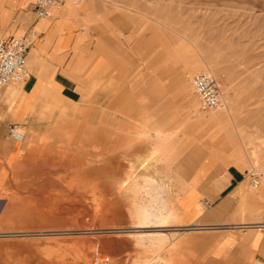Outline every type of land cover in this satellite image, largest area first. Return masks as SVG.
<instances>
[{
  "label": "rangeland",
  "instance_id": "374dc122",
  "mask_svg": "<svg viewBox=\"0 0 264 264\" xmlns=\"http://www.w3.org/2000/svg\"><path fill=\"white\" fill-rule=\"evenodd\" d=\"M72 8L89 33L81 68L100 71L89 95L109 82L115 100L108 109L99 103L92 117L89 109H68L51 133L25 144L0 195V264H93L99 258L113 264L112 248L124 250L121 264L146 262L137 259V250L158 231L137 227L133 205H169L158 197L161 191L172 202L188 189L185 158L210 157L239 169L246 175L243 192L263 209L264 0H81ZM127 65L138 67L133 72L143 83L156 79L152 83L171 91L163 94L162 107H170L171 116L162 125L149 127L137 102L122 109ZM202 70L218 84L223 106L216 111L202 109L192 92L191 78ZM107 117L114 118L112 125ZM122 124L126 140H95L107 129L123 135ZM114 145L127 148V157L109 159L105 153ZM152 148L164 155L151 171L137 165L136 172L155 177L156 189L120 192L117 183L129 177L132 159ZM250 172L259 175L256 188ZM136 183L143 185L142 176ZM256 230L264 233V227Z\"/></svg>",
  "mask_w": 264,
  "mask_h": 264
},
{
  "label": "crops",
  "instance_id": "0c3cea01",
  "mask_svg": "<svg viewBox=\"0 0 264 264\" xmlns=\"http://www.w3.org/2000/svg\"><path fill=\"white\" fill-rule=\"evenodd\" d=\"M72 6L67 0L52 9V17L36 19L33 1L0 0V39L23 35L30 29L37 33L27 55L26 81L0 88V180L3 181L0 195L25 144L51 133L64 120L68 109H89L92 117L99 103H106L107 109L113 107L111 83L106 82L103 89L89 95V84L100 71L81 68L85 54L89 53L84 40L89 33L83 28L85 22L80 11ZM137 68L130 65L122 68V109L126 110L128 104L130 110V103L137 102L138 112L151 119L147 122L149 127L162 125L163 119L171 116V108L162 107L163 94L171 91L161 83H152L156 79L143 83L141 75L133 72ZM12 125L19 127L23 141L16 142L10 137ZM104 131L103 137L95 140L102 138L109 143L112 138ZM150 154L153 162L145 168L149 171L164 151L152 148L145 158ZM10 155L14 157L9 163ZM184 160L181 165L189 188L179 191L172 202L168 200L169 193L161 191L158 197L169 205L152 207L153 212L165 216L162 223L137 226H156L153 228L158 231L154 237L145 238L152 243H145L144 249L139 246L137 259L149 261L140 264H264V233L256 230L264 227L260 224L264 223V208L258 211V202L243 192L246 175L233 166L225 168L210 157ZM243 225H250L249 230ZM159 244V249H149ZM109 252L113 264H121L119 255L124 250L112 248Z\"/></svg>",
  "mask_w": 264,
  "mask_h": 264
},
{
  "label": "built area",
  "instance_id": "2783aa9c",
  "mask_svg": "<svg viewBox=\"0 0 264 264\" xmlns=\"http://www.w3.org/2000/svg\"><path fill=\"white\" fill-rule=\"evenodd\" d=\"M67 0H34L33 12L36 19L52 17V9L61 7ZM78 5L81 0H69ZM37 33L30 29L23 35H11L0 39V88L10 84H22L28 78L27 55L32 47ZM192 92L202 109L216 111L223 106V100L215 77L208 71L197 72L191 78ZM10 137L23 141L24 135L17 125L9 129ZM250 186L259 185V175L248 173ZM104 260V261H102ZM107 259H96L93 264H107Z\"/></svg>",
  "mask_w": 264,
  "mask_h": 264
},
{
  "label": "bare ground",
  "instance_id": "6f19581e",
  "mask_svg": "<svg viewBox=\"0 0 264 264\" xmlns=\"http://www.w3.org/2000/svg\"><path fill=\"white\" fill-rule=\"evenodd\" d=\"M7 88H9V87H7ZM109 118V119H108ZM107 119L109 120V121H106L105 123H106V125H112L113 123H114V118L113 117H107ZM127 127V126H126ZM69 128V127H68ZM118 128H120V127H118ZM134 128V127H133ZM132 128V129H133ZM138 127H136L135 129H137ZM121 130L122 131H124V134L122 135L121 133L120 134H114V132L112 133V131H110V130H105L104 131V134L106 135L107 134V131L109 132V137H111L112 138V140H114V137H115V135L117 136V138L119 139L120 137L122 138V137H126L125 135H126V130H125V124H122V128H121ZM137 130H139V129H137ZM135 131V130H134ZM71 132V131H70ZM139 132V131H138ZM127 134H128V132H127ZM129 135V134H128ZM138 137V136H137ZM70 138V141L72 140V137H69ZM128 137H126L124 140H126ZM116 139V138H115ZM120 140V139H119ZM117 142V141H116ZM119 142V141H118ZM117 144V143H116ZM119 144V143H118ZM133 144V143H132ZM111 147V146H110ZM118 147V146H117ZM116 147V148H117ZM107 148H109L108 146H107ZM122 150H115V145L113 146V147H111L110 149H109V151H107L105 154H106V156L109 158V159H112L113 157H117V156H122L123 154H124V156H126L125 155V153H126V150H127V148H125L124 147V149H123V147L121 148ZM126 149V150H125ZM124 150V151H123ZM153 153V152H152ZM157 153H159V152H157ZM153 154H155V153H153ZM153 154H150L149 156H148V158H145V157H141V156H136L135 155V158L134 159H132V161L130 162V169H129V177L127 176H125L127 179H125V181L123 182H121V181H119V183L120 184H118L117 183V185H118V190L121 192V191H137V190H143V191H146L147 193H149L150 191H148V190H153V189H156L155 187V182H156V179H155V177H152V176H150V175H139V173L138 172H136V166L138 165V168L140 169V170H142V169H145V168H148L149 166H150V164L153 162ZM76 155V154H75ZM74 155V156H75ZM160 155V154H159ZM77 156V155H76ZM127 157V156H126ZM111 161V160H110ZM129 165H128V167H129ZM137 176H142V179H143V181H144V183H143V185H141V186H139L137 183H136V180H137ZM118 191V192H119ZM139 192V191H138ZM127 194V193H126ZM148 195V194H147ZM135 199H137V198H135ZM138 202H139V199H138ZM134 203H136L134 200H133V204ZM152 205L153 204H143V203H136V205L134 204L133 206H135V207H133V208H135V209H133V210H131V211H133V212H131V214H133L134 213V219H136L135 220V222H136V225L138 226V227H145V226H148V225H152V224H160V223H162V221H163V219L165 218V216L164 215H162V214H160V213H155V212H153V207H152ZM130 208H132V207H130ZM132 216V215H131ZM132 216V217H133ZM138 233V232H137ZM144 237V236H143ZM140 239H143L142 237L140 238ZM103 261V260H102Z\"/></svg>",
  "mask_w": 264,
  "mask_h": 264
}]
</instances>
